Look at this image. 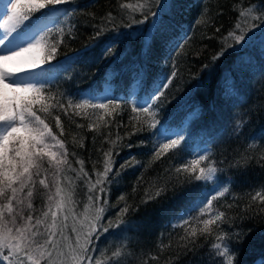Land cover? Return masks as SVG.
I'll list each match as a JSON object with an SVG mask.
<instances>
[{
    "label": "trees",
    "instance_id": "obj_1",
    "mask_svg": "<svg viewBox=\"0 0 264 264\" xmlns=\"http://www.w3.org/2000/svg\"><path fill=\"white\" fill-rule=\"evenodd\" d=\"M140 2L72 0L58 6L61 12L52 21L51 39L58 38L55 33L61 28L64 36L55 58L45 65L51 70V66L62 64L63 69L45 87L62 101H78L89 90L101 95L107 87L104 84L107 78L111 83V93L107 94L120 105L112 116H104V121L109 122L107 126L98 121L102 110L88 109L86 118L71 115V110L68 116L59 112L64 125L62 136L54 119L48 118L53 133L65 143L71 167L76 169L71 171L65 166L61 183L68 186L65 175L73 182L75 212L82 218L80 213L88 203V196L98 193L88 192L89 184L83 174L77 178L80 169L77 160L84 161L83 167L94 182L96 172L103 171L104 152L112 149L109 182L101 185L106 191L99 194L101 200L94 202L93 207L107 200L103 225L115 222L125 203L130 207L123 217L125 223L101 232L94 238V248L97 251L105 243L102 252L106 255L122 248L121 264H142L152 255H158L159 261L149 264H219V258L213 255L214 236H198L194 244L181 247L184 230L174 227L171 220L211 184L227 187L225 197L213 203L231 221L220 228L230 236L242 234L230 242L235 250L234 264H264V212L256 204L248 209L250 194L264 189V161L260 160L264 154V24L256 22V27H248L253 21L238 15L247 8L260 15L264 0H166V10L155 0H148L151 10L161 13L162 18L150 49L145 47V37H153L154 18L121 7L122 3ZM47 11L33 13L32 19ZM202 17L207 23L198 22ZM187 22L193 25L192 30L186 29ZM238 22L248 27V31L245 40L235 44L226 38ZM178 39L180 47L176 44ZM109 46H113L111 51ZM221 51L223 55L214 60ZM174 67L177 75L158 102L159 123L152 129L148 114L132 111L134 102H145L144 92L129 96L128 87L139 73L145 91H149L153 81H162L168 72L170 76ZM188 119L190 123L180 147L154 158L160 137L183 127ZM97 122L98 131L88 127L93 124L95 128ZM138 128L142 130L137 131ZM81 139L83 147L79 144ZM111 141H117L115 147ZM201 147L204 152L199 157L205 156L207 160L201 161L195 174H199L200 167H215L212 182L190 178L194 175L191 161ZM185 163L189 173H176V168ZM158 188H164V192L145 203L147 196L154 195ZM121 195L124 201L119 200ZM33 205L34 214L38 215L45 208L44 198L37 196ZM68 223L70 228L71 217ZM162 245L170 248L161 253Z\"/></svg>",
    "mask_w": 264,
    "mask_h": 264
},
{
    "label": "snow or ice",
    "instance_id": "obj_2",
    "mask_svg": "<svg viewBox=\"0 0 264 264\" xmlns=\"http://www.w3.org/2000/svg\"><path fill=\"white\" fill-rule=\"evenodd\" d=\"M70 3L72 0H0V5L3 6L0 12V264H121V257L124 255L122 248H116L110 254L101 252L99 257L94 256V238H98L101 232H107L113 226L118 227L125 223L123 217L130 207L125 203L120 208L116 221H109L107 225L101 223L107 200L93 207L94 202L101 200L99 194L106 191L101 185L109 182L113 165L112 149L104 152L103 171L96 172L94 182L83 167L84 161L77 160L80 164L77 178L83 174L89 184L88 192L93 193L95 190L98 193L88 196V203L80 213L82 218H78L75 212L73 182L65 175L68 186L65 187L61 183V174L66 172L65 166L71 171L76 169L71 167L64 141L57 138L47 122L48 118L54 119L55 127L60 130L62 136L64 125L59 112L68 116L71 110V115L86 118L89 115L88 109L102 110L103 115L98 116V121H104L105 115L112 116L120 107L107 94L111 89L107 78L104 81L107 87L99 102L95 90H89V93L78 101H62L45 87L47 81L40 79L42 75L47 74V70H37L38 65L55 58L64 36V30L57 29L55 35L58 38L53 41L51 37L54 33L50 25L61 12L58 6ZM155 3L164 10L168 8L166 0H155ZM121 7L140 11L145 17L151 15L154 18L153 37H145V47L150 49L155 32L161 28V13L152 11V4L148 0H142L136 5L122 3ZM42 9L48 11L33 20L32 14ZM64 14L67 15V12ZM238 15L253 21L248 27H256V22L264 24V11L256 15L254 9L247 8L239 11ZM111 19L109 17V20ZM24 21L30 22L25 24ZM198 22L207 23V19L202 17ZM248 27L238 22L235 28L229 31L226 39L240 44L245 40ZM112 47L109 46L108 51H111ZM220 55H223V51L213 59H218ZM25 69L30 71L25 72ZM176 75L174 67L170 76L164 77L162 81H153L151 89L145 91L144 79L138 73L128 87L129 96H136L137 91L144 92L145 102H134L132 111L148 114L151 117L149 127L152 129H156L159 123L158 102ZM108 123L104 121L105 126ZM99 126L98 122L95 128L93 124L88 125L96 131ZM77 127L84 125L77 124ZM140 130L142 129H137ZM119 139L118 136L117 140ZM116 143L117 141H111L113 147ZM181 143L180 136L175 139L169 137L167 142L162 144L157 143L154 158H160L170 149H178ZM79 144L83 147L82 139ZM202 160H207V157L201 156L191 161V173L194 174L190 176L191 179L208 181L214 178L217 172L215 167H200L199 174H195ZM260 160L264 161V154L260 156ZM189 171L187 163L176 168V173ZM40 188L44 191L41 192ZM163 192L164 188H158L154 195L147 196L145 203L159 197ZM228 192L227 187L218 189L211 198L200 200L173 225L184 230L181 247L186 248L188 244H194L198 236H214L213 255L219 258V264H234L235 250L230 247V242L242 235L234 233L230 236L220 228L221 224L231 221L227 219L224 211L215 208L213 202L219 197H225ZM37 196L44 198L45 208L35 215L33 199ZM119 200L124 201L125 197L121 195ZM250 201L248 209L256 204L259 210L264 212V189L250 194ZM192 212H198V215H191ZM69 217L72 218L70 228ZM168 248L170 245H162L160 252ZM149 261L158 262L159 256L152 255L143 260L142 264H149Z\"/></svg>",
    "mask_w": 264,
    "mask_h": 264
},
{
    "label": "rangeland",
    "instance_id": "obj_3",
    "mask_svg": "<svg viewBox=\"0 0 264 264\" xmlns=\"http://www.w3.org/2000/svg\"><path fill=\"white\" fill-rule=\"evenodd\" d=\"M10 8H11V5H9V9ZM2 10H3V6L0 5V12H2ZM201 10H203V8H201ZM52 25H54V23H52ZM52 25L50 27H52ZM36 58L39 59V56H37ZM44 64L45 63L41 62L38 65V69L37 70H39V69H46L47 67H44L45 66ZM50 68H51V71L49 73L47 72V74H44V75H42L40 77L41 80H45V81H47V83L50 82V81H53L56 78L58 71H60L61 69H63L62 64L61 65H53ZM28 71H30V69H25V72H28ZM251 72L253 74H256V73H254V71H251ZM167 74H165V75L168 76ZM166 76H164V77H166ZM164 77H163V79H164ZM98 98H99V101H100L103 98V96L102 95H99ZM189 123H190V121L188 119L187 120V123L183 127L179 128V129H176V130H173V131H169L167 133V135H164V136L160 137L161 143L167 142V138H169V137L172 138V139H175L178 136L183 137L187 133ZM49 179H51V176H49ZM208 181L209 182H212V179L211 180H208ZM223 187L224 186H217L215 184H211L210 186H208L207 189H205L203 192L200 193L199 197L196 200H194V202L191 205H189L187 208H185L184 211L181 212V214H179L176 218L172 219V222H171L172 225H175L177 223V220L182 215L187 214L188 210L189 209H192L194 205H197L200 200H202L205 197L211 198V195L212 194H215L218 191V189H222ZM99 246H98L99 249L97 248V251L98 252L95 251L94 256H97V253H101L105 249V243L103 244L102 247H99Z\"/></svg>",
    "mask_w": 264,
    "mask_h": 264
},
{
    "label": "bare ground",
    "instance_id": "obj_4",
    "mask_svg": "<svg viewBox=\"0 0 264 264\" xmlns=\"http://www.w3.org/2000/svg\"><path fill=\"white\" fill-rule=\"evenodd\" d=\"M201 14H202V13H201ZM185 25H187V26H186V29H187V30H192V29H191L192 26H193L192 24H189V22H187ZM187 37H188V36H186V38H187ZM183 38H184V37H183ZM181 39H182V38H181ZM187 39H188V38H187ZM176 44H177L178 47H180V41H179V39H178V41H177ZM66 66H67V65H66ZM113 72H114V71H112L111 74H113ZM104 91H105V90H104ZM104 91H103L102 93H104ZM107 93L110 94L111 91L109 90ZM97 99H98V102H99L98 95H97ZM192 198H193V197H192ZM192 200H193V199H192ZM192 200H191V201H192ZM191 201H190V202H191ZM193 202H194V200H193L191 203H193ZM189 204H190V203H188V205H189ZM171 222H172V220H171Z\"/></svg>",
    "mask_w": 264,
    "mask_h": 264
}]
</instances>
